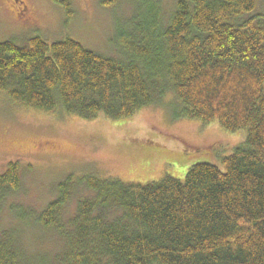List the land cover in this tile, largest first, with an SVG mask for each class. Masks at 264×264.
I'll use <instances>...</instances> for the list:
<instances>
[{"label":"trees","instance_id":"16d2710c","mask_svg":"<svg viewBox=\"0 0 264 264\" xmlns=\"http://www.w3.org/2000/svg\"><path fill=\"white\" fill-rule=\"evenodd\" d=\"M53 1L73 16L69 0ZM140 1L149 13L114 41L118 57L72 39L0 43V92L29 109L115 121L172 95L178 119L245 130L246 141L222 168L195 164L184 181L70 176L37 217L59 248H33L29 235L4 228L0 264H264V8L258 0H176L163 26L159 4ZM21 183L20 164L9 163L0 200Z\"/></svg>","mask_w":264,"mask_h":264},{"label":"rangeland","instance_id":"374dc122","mask_svg":"<svg viewBox=\"0 0 264 264\" xmlns=\"http://www.w3.org/2000/svg\"><path fill=\"white\" fill-rule=\"evenodd\" d=\"M108 1L69 0L73 16L68 19L64 7L53 0H0V43L24 46L40 37L51 45L72 39L100 55H120L114 41L131 33L132 23L141 16L144 20L150 9L140 0L106 5ZM145 2L159 4L158 19L165 26L176 0ZM258 4L264 8V0ZM174 103L168 95L162 104L143 108L128 119L99 115L85 120L29 109L0 92V175L9 163L17 162L22 180L18 191L0 200V230L26 233L33 248L56 251L58 236L41 228L37 217L58 197V185L68 177L95 175L145 185L169 175L184 181L195 164L222 168V160L246 141L245 130L230 133L218 122L178 119ZM82 194L80 190L73 194L65 215L75 212Z\"/></svg>","mask_w":264,"mask_h":264},{"label":"flooded vegetation","instance_id":"af4514ba","mask_svg":"<svg viewBox=\"0 0 264 264\" xmlns=\"http://www.w3.org/2000/svg\"><path fill=\"white\" fill-rule=\"evenodd\" d=\"M18 1V0H17Z\"/></svg>","mask_w":264,"mask_h":264}]
</instances>
